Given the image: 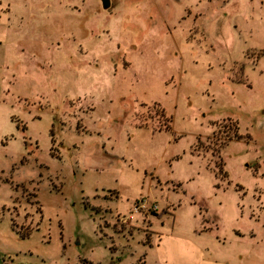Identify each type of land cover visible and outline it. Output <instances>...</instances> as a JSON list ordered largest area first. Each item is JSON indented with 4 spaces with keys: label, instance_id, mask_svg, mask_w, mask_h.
<instances>
[{
    "label": "rangeland",
    "instance_id": "1",
    "mask_svg": "<svg viewBox=\"0 0 264 264\" xmlns=\"http://www.w3.org/2000/svg\"><path fill=\"white\" fill-rule=\"evenodd\" d=\"M107 2L0 0V264H264V0Z\"/></svg>",
    "mask_w": 264,
    "mask_h": 264
},
{
    "label": "built area",
    "instance_id": "2",
    "mask_svg": "<svg viewBox=\"0 0 264 264\" xmlns=\"http://www.w3.org/2000/svg\"><path fill=\"white\" fill-rule=\"evenodd\" d=\"M147 206L146 201H141L140 203H136L132 209V211L129 213L128 216L126 217H122L121 218V222H127L129 220L133 219V214L138 213L141 209L145 208ZM153 208H155L154 206H152Z\"/></svg>",
    "mask_w": 264,
    "mask_h": 264
},
{
    "label": "trees",
    "instance_id": "3",
    "mask_svg": "<svg viewBox=\"0 0 264 264\" xmlns=\"http://www.w3.org/2000/svg\"><path fill=\"white\" fill-rule=\"evenodd\" d=\"M233 126H234L233 128H235V130H236L235 125H233ZM166 129H167V128H166ZM234 137L237 138L236 135H235ZM137 264H144V262H143L141 259H139L138 262H137Z\"/></svg>",
    "mask_w": 264,
    "mask_h": 264
},
{
    "label": "water",
    "instance_id": "4",
    "mask_svg": "<svg viewBox=\"0 0 264 264\" xmlns=\"http://www.w3.org/2000/svg\"><path fill=\"white\" fill-rule=\"evenodd\" d=\"M102 5H103V7H107L108 6V2H107V0H102Z\"/></svg>",
    "mask_w": 264,
    "mask_h": 264
}]
</instances>
